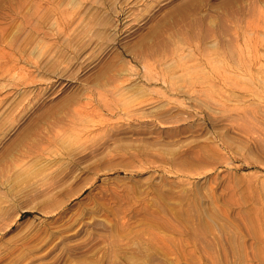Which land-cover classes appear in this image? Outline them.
<instances>
[{
	"label": "rangeland",
	"instance_id": "obj_1",
	"mask_svg": "<svg viewBox=\"0 0 264 264\" xmlns=\"http://www.w3.org/2000/svg\"><path fill=\"white\" fill-rule=\"evenodd\" d=\"M0 264H264V0H0Z\"/></svg>",
	"mask_w": 264,
	"mask_h": 264
},
{
	"label": "bare ground",
	"instance_id": "obj_2",
	"mask_svg": "<svg viewBox=\"0 0 264 264\" xmlns=\"http://www.w3.org/2000/svg\"><path fill=\"white\" fill-rule=\"evenodd\" d=\"M89 101L85 102V103H78V105L73 109V114L74 116H78V117H82L83 115H87L90 113L91 109H90V106Z\"/></svg>",
	"mask_w": 264,
	"mask_h": 264
}]
</instances>
